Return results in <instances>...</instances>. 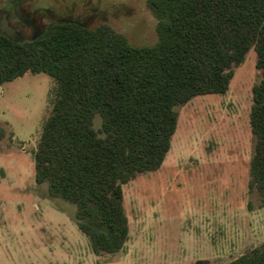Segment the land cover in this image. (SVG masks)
<instances>
[{
  "label": "trees",
  "instance_id": "16d2710c",
  "mask_svg": "<svg viewBox=\"0 0 264 264\" xmlns=\"http://www.w3.org/2000/svg\"><path fill=\"white\" fill-rule=\"evenodd\" d=\"M146 5L156 18L150 45H132L106 23L70 19L50 21L28 39L0 34V84L39 72L53 81L33 151L34 181L75 205L76 226L95 254L118 252L127 241L122 184L161 166L176 107L196 95L224 94L250 49L259 79L251 89L247 187L264 210V0ZM220 264H264V240Z\"/></svg>",
  "mask_w": 264,
  "mask_h": 264
},
{
  "label": "rangeland",
  "instance_id": "374dc122",
  "mask_svg": "<svg viewBox=\"0 0 264 264\" xmlns=\"http://www.w3.org/2000/svg\"><path fill=\"white\" fill-rule=\"evenodd\" d=\"M38 28L70 19L109 24L132 45L156 39L146 0H29ZM22 39L31 29L20 28ZM255 51L234 68L224 94L177 106L161 166L122 184L129 235L115 253L95 254L78 230L75 205L34 181L33 151L49 112L52 79L26 73L0 84V264H210L228 262L264 240V210L249 192L254 136L249 126ZM99 116L94 119L98 127Z\"/></svg>",
  "mask_w": 264,
  "mask_h": 264
},
{
  "label": "flooded vegetation",
  "instance_id": "af4514ba",
  "mask_svg": "<svg viewBox=\"0 0 264 264\" xmlns=\"http://www.w3.org/2000/svg\"><path fill=\"white\" fill-rule=\"evenodd\" d=\"M28 2L29 0H0V28L8 26L13 29L15 40L22 39L20 28H28L33 32L38 28L35 17L31 16L27 10ZM0 34L5 35L1 32Z\"/></svg>",
  "mask_w": 264,
  "mask_h": 264
},
{
  "label": "water",
  "instance_id": "95a60500",
  "mask_svg": "<svg viewBox=\"0 0 264 264\" xmlns=\"http://www.w3.org/2000/svg\"><path fill=\"white\" fill-rule=\"evenodd\" d=\"M0 32L4 33L10 39L15 40L14 31L10 27H8V26L1 27Z\"/></svg>",
  "mask_w": 264,
  "mask_h": 264
}]
</instances>
